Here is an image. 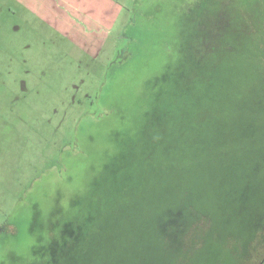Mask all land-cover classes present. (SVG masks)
I'll return each instance as SVG.
<instances>
[{"label":"rangeland","instance_id":"obj_1","mask_svg":"<svg viewBox=\"0 0 264 264\" xmlns=\"http://www.w3.org/2000/svg\"><path fill=\"white\" fill-rule=\"evenodd\" d=\"M64 8L46 12L53 28L0 0V264H41L53 246L55 264L76 222L117 198L123 153L150 131L142 111L205 58L222 14L264 23V0H121L91 58L67 38Z\"/></svg>","mask_w":264,"mask_h":264},{"label":"trees","instance_id":"obj_2","mask_svg":"<svg viewBox=\"0 0 264 264\" xmlns=\"http://www.w3.org/2000/svg\"><path fill=\"white\" fill-rule=\"evenodd\" d=\"M244 13L222 14L205 58L142 111L121 203L77 221L55 264H264V23Z\"/></svg>","mask_w":264,"mask_h":264},{"label":"crops","instance_id":"obj_3","mask_svg":"<svg viewBox=\"0 0 264 264\" xmlns=\"http://www.w3.org/2000/svg\"><path fill=\"white\" fill-rule=\"evenodd\" d=\"M13 2L14 5L21 6L26 14L38 16V22L45 26L50 25L46 17L50 5L65 6V14L60 20L65 26L63 29L66 30V36L83 51L82 55L91 58L98 55L93 54L95 49L97 53H101L110 36L109 33L119 23L123 10L121 0H13ZM62 2L67 5H63ZM13 9L10 4V11Z\"/></svg>","mask_w":264,"mask_h":264}]
</instances>
